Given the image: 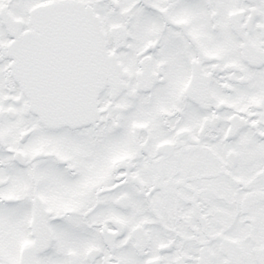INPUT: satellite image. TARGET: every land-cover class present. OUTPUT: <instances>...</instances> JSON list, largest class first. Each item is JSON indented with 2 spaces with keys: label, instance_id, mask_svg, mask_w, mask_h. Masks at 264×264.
<instances>
[{
  "label": "snow or ice",
  "instance_id": "6c2138e0",
  "mask_svg": "<svg viewBox=\"0 0 264 264\" xmlns=\"http://www.w3.org/2000/svg\"><path fill=\"white\" fill-rule=\"evenodd\" d=\"M0 264H264V0H0Z\"/></svg>",
  "mask_w": 264,
  "mask_h": 264
}]
</instances>
